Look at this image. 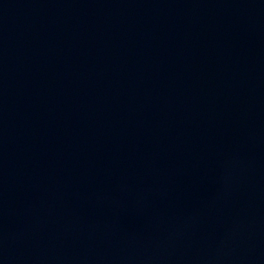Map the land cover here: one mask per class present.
Instances as JSON below:
<instances>
[{
	"label": "water",
	"instance_id": "1",
	"mask_svg": "<svg viewBox=\"0 0 264 264\" xmlns=\"http://www.w3.org/2000/svg\"><path fill=\"white\" fill-rule=\"evenodd\" d=\"M0 264H264V0H0Z\"/></svg>",
	"mask_w": 264,
	"mask_h": 264
}]
</instances>
